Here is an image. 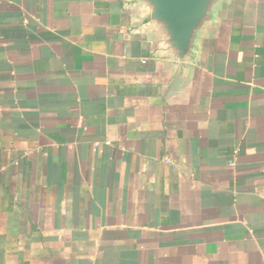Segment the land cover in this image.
<instances>
[{
    "label": "crops",
    "instance_id": "obj_1",
    "mask_svg": "<svg viewBox=\"0 0 264 264\" xmlns=\"http://www.w3.org/2000/svg\"><path fill=\"white\" fill-rule=\"evenodd\" d=\"M137 14L0 0V264H264V0L183 77Z\"/></svg>",
    "mask_w": 264,
    "mask_h": 264
},
{
    "label": "water",
    "instance_id": "obj_2",
    "mask_svg": "<svg viewBox=\"0 0 264 264\" xmlns=\"http://www.w3.org/2000/svg\"><path fill=\"white\" fill-rule=\"evenodd\" d=\"M236 0H130L137 27L155 37L161 55L183 77L196 61L208 30Z\"/></svg>",
    "mask_w": 264,
    "mask_h": 264
},
{
    "label": "built area",
    "instance_id": "obj_3",
    "mask_svg": "<svg viewBox=\"0 0 264 264\" xmlns=\"http://www.w3.org/2000/svg\"><path fill=\"white\" fill-rule=\"evenodd\" d=\"M145 62V61H144Z\"/></svg>",
    "mask_w": 264,
    "mask_h": 264
}]
</instances>
